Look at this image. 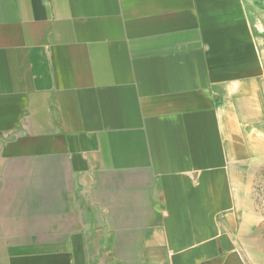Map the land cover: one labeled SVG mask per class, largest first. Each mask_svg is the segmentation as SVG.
<instances>
[{"label": "crops", "instance_id": "crops-1", "mask_svg": "<svg viewBox=\"0 0 264 264\" xmlns=\"http://www.w3.org/2000/svg\"><path fill=\"white\" fill-rule=\"evenodd\" d=\"M263 11L0 0V264H246Z\"/></svg>", "mask_w": 264, "mask_h": 264}, {"label": "rangeland", "instance_id": "rangeland-1", "mask_svg": "<svg viewBox=\"0 0 264 264\" xmlns=\"http://www.w3.org/2000/svg\"><path fill=\"white\" fill-rule=\"evenodd\" d=\"M262 14L264 21V11ZM257 29L262 36L260 44L263 48L264 66V22ZM251 129H255L257 156L245 166L244 178L241 179L243 185L240 186V208L245 215L247 232L240 243L246 264H264V120L255 128L251 125Z\"/></svg>", "mask_w": 264, "mask_h": 264}]
</instances>
